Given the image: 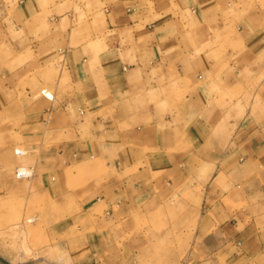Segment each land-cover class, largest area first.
I'll use <instances>...</instances> for the list:
<instances>
[{
  "label": "crops",
  "instance_id": "crops-1",
  "mask_svg": "<svg viewBox=\"0 0 264 264\" xmlns=\"http://www.w3.org/2000/svg\"><path fill=\"white\" fill-rule=\"evenodd\" d=\"M3 220L1 264L72 240L94 264H252L264 0H0Z\"/></svg>",
  "mask_w": 264,
  "mask_h": 264
},
{
  "label": "rangeland",
  "instance_id": "rangeland-1",
  "mask_svg": "<svg viewBox=\"0 0 264 264\" xmlns=\"http://www.w3.org/2000/svg\"><path fill=\"white\" fill-rule=\"evenodd\" d=\"M17 205L22 206L21 203H16ZM35 205H37V203H33ZM39 204H42V206H44V202L41 203L39 202ZM18 210H16V212H18ZM42 212V211H40ZM13 213V212H12ZM13 220V219H12ZM35 219H33L32 217H28L26 218V221H24L23 223H29V222H34ZM4 220L2 221V223H0V228H2L4 226ZM23 231V230H22ZM31 231V230H30ZM29 232V231H27ZM24 234V231H23ZM17 238L16 235H9L6 236L5 240H4V235H0V239L3 241H9L10 242ZM0 240V241H1ZM72 240V239H71ZM76 242V240H72L70 242H68L67 244H65V246H58V247H54L53 249H51V251L49 252V256L47 257V260L45 258V256L40 257L38 259H29L28 260V264H94L95 260L93 258L90 259H84L83 257L85 255H83V251H78L75 248H77V246L73 245L72 243ZM37 256L33 255V251H32V255L34 257H38L42 252L38 251L37 252ZM146 256H138L139 260L134 261L133 262V258H128L125 257L123 258L122 255H118V257L113 258L112 259V263H110V257L108 258H103L105 260L104 264H185L183 261H175L173 258L175 256V254H177V252L174 251H169V250H162V251H157V250H153V251H149V252H145ZM83 255V256H81ZM79 256H81V258L79 259ZM102 257V256H101ZM252 264H264V252L262 254H260L254 261Z\"/></svg>",
  "mask_w": 264,
  "mask_h": 264
},
{
  "label": "built area",
  "instance_id": "built-area-1",
  "mask_svg": "<svg viewBox=\"0 0 264 264\" xmlns=\"http://www.w3.org/2000/svg\"><path fill=\"white\" fill-rule=\"evenodd\" d=\"M33 175V172L29 169V168H22V167H19L17 170H16V176L18 178H29L30 176ZM1 264V263H0Z\"/></svg>",
  "mask_w": 264,
  "mask_h": 264
}]
</instances>
